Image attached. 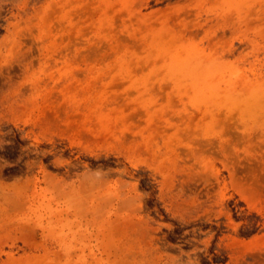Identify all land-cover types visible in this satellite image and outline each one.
I'll return each instance as SVG.
<instances>
[{
	"label": "rangeland",
	"instance_id": "1",
	"mask_svg": "<svg viewBox=\"0 0 264 264\" xmlns=\"http://www.w3.org/2000/svg\"><path fill=\"white\" fill-rule=\"evenodd\" d=\"M0 252L264 264V0H0Z\"/></svg>",
	"mask_w": 264,
	"mask_h": 264
},
{
	"label": "bare ground",
	"instance_id": "2",
	"mask_svg": "<svg viewBox=\"0 0 264 264\" xmlns=\"http://www.w3.org/2000/svg\"><path fill=\"white\" fill-rule=\"evenodd\" d=\"M1 253V252H0ZM67 254H70V252L69 253H67ZM11 255H13V254H11ZM73 255V254H72ZM68 256V255H67ZM73 258V257H72ZM62 259V258H61ZM65 259V258H64ZM68 259V258H67ZM68 260H71V259H68ZM72 260H74V259H72ZM71 260V261H72ZM10 262V261H9ZM52 262V261H51ZM12 263V262H11ZM8 264V263H7Z\"/></svg>",
	"mask_w": 264,
	"mask_h": 264
}]
</instances>
